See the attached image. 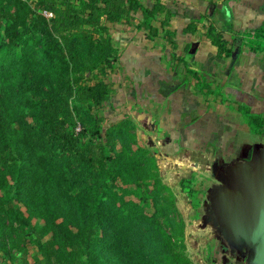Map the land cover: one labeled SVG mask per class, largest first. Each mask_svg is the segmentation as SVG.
<instances>
[{"label": "trees", "instance_id": "1", "mask_svg": "<svg viewBox=\"0 0 264 264\" xmlns=\"http://www.w3.org/2000/svg\"><path fill=\"white\" fill-rule=\"evenodd\" d=\"M65 4L0 0V248L8 230L16 234L35 221L47 237L40 248L56 264H71L74 255L84 264H189L176 238L181 227L170 217L172 199L164 195L152 156L137 146L132 125L122 121L101 134L89 111L72 103L80 74L110 68L116 59L109 40L84 30L104 34L108 24L140 12L134 29L152 39L162 7L149 9L139 0ZM170 20L160 22L167 27L163 37L173 36ZM56 25L80 32L62 42ZM223 29L209 22L204 36L221 59L231 51ZM183 32L194 35L196 22ZM175 60L181 74L188 64ZM210 85L198 91L214 94ZM104 88L102 82L82 88L85 100L99 103ZM88 133L102 142H88Z\"/></svg>", "mask_w": 264, "mask_h": 264}, {"label": "rangeland", "instance_id": "2", "mask_svg": "<svg viewBox=\"0 0 264 264\" xmlns=\"http://www.w3.org/2000/svg\"><path fill=\"white\" fill-rule=\"evenodd\" d=\"M67 1L59 0L61 9ZM197 1L202 2V6H194L189 12L182 8L181 0H139L149 9L154 4L165 8L159 9L154 17L152 26L158 33L152 39L145 38L143 28L134 29L143 19L140 12L129 22L124 15L120 21L108 24L104 34L98 28L84 30L93 33L96 39L109 40L116 59L110 68L81 73L72 103L89 111L101 134L122 121L132 125L137 146L152 156L155 171L167 187L164 195L172 199L175 212L170 217L181 227L182 235L176 238L189 264H222V248L228 251L231 264H246L229 255L234 248L236 254L243 252L246 243L234 237L240 248L235 247L232 235L219 224L214 209L229 172L236 166L246 165L257 176L264 172V97L225 95L217 79L207 77L202 71L197 59L208 23H213L217 30L227 31L228 28L221 22L224 18L219 16L220 9L216 10L221 5L217 0ZM211 6L214 10L210 15ZM263 8L261 5L260 9ZM223 9L221 13L226 17ZM47 14L50 15L47 18L52 17L51 13ZM178 14L185 15L188 24L196 22L197 27L185 50L177 47L174 33L163 37L167 27H160L162 20H170ZM259 24L260 27L253 25L244 35L230 36V41H226L231 46L229 58L237 57L245 47L264 57V22ZM67 29L61 25L54 29L62 42L65 36L80 32ZM222 36L225 39L224 34ZM175 57L184 58L188 64L181 66V74L175 72ZM187 70L197 73L198 79L186 73ZM171 72L179 75L175 83L170 81L174 75ZM99 82L105 87L101 101H86L82 88ZM206 83L211 84L214 94L198 91ZM174 87L178 89L170 92ZM78 131L77 127L75 132ZM86 140L102 142L89 133ZM214 161L218 164L213 176ZM46 240L47 237L41 236V225L35 221L16 234L8 230L1 238L0 264H56L49 261L40 248ZM248 251H251L250 246ZM71 264L84 262L74 255Z\"/></svg>", "mask_w": 264, "mask_h": 264}, {"label": "crops", "instance_id": "3", "mask_svg": "<svg viewBox=\"0 0 264 264\" xmlns=\"http://www.w3.org/2000/svg\"><path fill=\"white\" fill-rule=\"evenodd\" d=\"M181 2H184L182 8L189 12L197 6H202V2L199 3L197 0H181ZM217 2L221 7H217L216 10L220 9L219 16L222 15L224 18L221 22L231 27L223 33L226 41H230V36L244 35L253 25L258 26L259 23L262 25L264 22V8L260 9V6L264 5V0H217ZM222 9L226 10V17L221 13ZM187 25L188 19L185 15L178 14L170 20L169 28L175 33L177 47H181V50H185L190 39L193 38V35L183 32ZM200 49L198 61H195L207 77L217 79L225 95L242 98L264 97V57L255 55L250 48L245 47L237 57L221 59L216 56V49L206 40L201 41ZM177 76L179 77L172 75L170 81L175 83Z\"/></svg>", "mask_w": 264, "mask_h": 264}, {"label": "water", "instance_id": "4", "mask_svg": "<svg viewBox=\"0 0 264 264\" xmlns=\"http://www.w3.org/2000/svg\"><path fill=\"white\" fill-rule=\"evenodd\" d=\"M213 10L211 6L210 15ZM217 164V161L212 164L213 176ZM232 176L236 177L234 181ZM214 212L219 224L232 235L231 241L237 249L240 247L234 237L246 243L245 250L239 254L232 249L235 256H243L246 264H264V172L257 176L246 165L236 166L229 172L225 189L216 199ZM249 246L251 251H248Z\"/></svg>", "mask_w": 264, "mask_h": 264}, {"label": "flooded vegetation", "instance_id": "5", "mask_svg": "<svg viewBox=\"0 0 264 264\" xmlns=\"http://www.w3.org/2000/svg\"><path fill=\"white\" fill-rule=\"evenodd\" d=\"M231 179H232V181H234V180L236 179V177H235V176H232ZM222 253H223V254H222V258H221V262H222V264H230L229 258H227L228 251H227L226 249L222 248ZM229 253H230L229 255H230L231 257H232V256H235V253H234L233 250L230 251ZM237 258H238L239 260H244V257L241 256V255H239Z\"/></svg>", "mask_w": 264, "mask_h": 264}, {"label": "built area", "instance_id": "6", "mask_svg": "<svg viewBox=\"0 0 264 264\" xmlns=\"http://www.w3.org/2000/svg\"><path fill=\"white\" fill-rule=\"evenodd\" d=\"M44 15L46 16V17H49L50 15L49 14H47V13H44Z\"/></svg>", "mask_w": 264, "mask_h": 264}]
</instances>
